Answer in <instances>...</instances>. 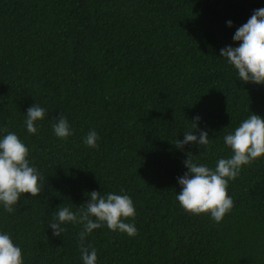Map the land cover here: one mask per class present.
Masks as SVG:
<instances>
[{
  "label": "trees",
  "instance_id": "16d2710c",
  "mask_svg": "<svg viewBox=\"0 0 264 264\" xmlns=\"http://www.w3.org/2000/svg\"><path fill=\"white\" fill-rule=\"evenodd\" d=\"M261 8L264 0H0V138L14 132L43 177L42 192L22 194L14 212L0 204V234L23 264H83V226L62 225L56 237L48 225L93 191L128 195L136 214L124 222L138 233L93 230L85 246L97 264H264V157L228 182L234 206L219 224L176 200L188 153L214 170L232 155L224 136L251 113L264 118V85L242 82L220 56ZM35 104L45 117L33 135L25 120ZM61 113L66 141L52 127ZM196 116L210 146L181 151L175 141ZM90 131L96 148L84 143Z\"/></svg>",
  "mask_w": 264,
  "mask_h": 264
},
{
  "label": "clouds",
  "instance_id": "9594fccd",
  "mask_svg": "<svg viewBox=\"0 0 264 264\" xmlns=\"http://www.w3.org/2000/svg\"><path fill=\"white\" fill-rule=\"evenodd\" d=\"M232 27V22H227ZM233 40L238 42L237 47L226 46L220 50V56L227 59L234 66L238 78L244 83L264 85V8L254 10L248 21L236 29ZM45 109L35 104L28 108L26 114V128L29 134L37 133L36 122L43 120ZM200 117L196 116L191 122V130L184 135L183 141L177 139L175 147L183 151L189 144L210 146V138L197 125ZM55 135L67 140L73 133L68 120L61 113L52 124ZM4 131L6 135L0 138V204L4 210L12 213L14 206L21 201L22 194L36 197L42 192L43 179L38 170L30 166L29 150L14 133ZM194 132H198L194 134ZM99 139L95 131H90L84 143L90 148H96ZM224 142L231 149L230 158H220L215 169L193 160L191 153L183 164L187 171L177 177L181 191L176 200L188 214L199 216L210 214L219 224L228 214L234 204L229 197L228 182L234 181L240 174L243 166L250 165L264 157V118L252 114L234 130L224 136ZM86 204L73 211L70 207L60 206L53 215L48 227L53 235L60 237L67 223L80 224L83 230L79 233L80 251L83 264H97V252L91 245L85 246L86 238L95 229L106 226L113 232L126 233L135 237L137 228L134 224L124 222L133 218L136 209L128 195L109 193L106 196L93 191L88 194ZM91 249V250H90ZM0 264H23L22 251L16 246L8 234H0Z\"/></svg>",
  "mask_w": 264,
  "mask_h": 264
}]
</instances>
